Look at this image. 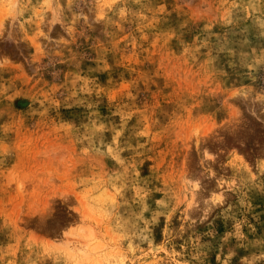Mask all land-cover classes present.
<instances>
[{
  "label": "rangeland",
  "instance_id": "obj_1",
  "mask_svg": "<svg viewBox=\"0 0 264 264\" xmlns=\"http://www.w3.org/2000/svg\"><path fill=\"white\" fill-rule=\"evenodd\" d=\"M0 264H264V0H0Z\"/></svg>",
  "mask_w": 264,
  "mask_h": 264
}]
</instances>
